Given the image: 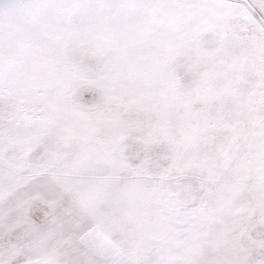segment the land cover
Masks as SVG:
<instances>
[{"label":"snow or ice","instance_id":"snow-or-ice-1","mask_svg":"<svg viewBox=\"0 0 264 264\" xmlns=\"http://www.w3.org/2000/svg\"><path fill=\"white\" fill-rule=\"evenodd\" d=\"M0 264H264V0H0Z\"/></svg>","mask_w":264,"mask_h":264}]
</instances>
